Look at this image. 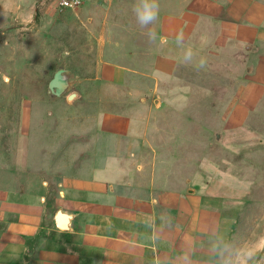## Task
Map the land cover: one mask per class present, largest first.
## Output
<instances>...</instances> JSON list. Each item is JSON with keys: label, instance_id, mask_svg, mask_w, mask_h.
Here are the masks:
<instances>
[{"label": "rangeland", "instance_id": "374dc122", "mask_svg": "<svg viewBox=\"0 0 264 264\" xmlns=\"http://www.w3.org/2000/svg\"><path fill=\"white\" fill-rule=\"evenodd\" d=\"M175 1L158 0L159 17ZM135 3L98 0L59 12L38 0H0V171L38 172L55 183L63 171L84 172L94 160L102 175L132 179L134 161L146 153L156 194L198 193L224 203V218L237 221L231 252L249 240L252 246L264 237V99L245 130L224 131L237 86L229 69L237 72L238 64L229 62L238 52L222 51L211 39L151 92L149 80L158 76L151 69L161 53L159 17L141 27ZM239 55L247 60L244 51ZM103 65L131 76L109 83L101 75ZM59 71L68 88L56 95L50 84ZM139 111L148 112L149 145L101 131L106 113ZM222 174L253 187L232 191L223 186ZM257 255L264 264V251Z\"/></svg>", "mask_w": 264, "mask_h": 264}, {"label": "crops", "instance_id": "0c3cea01", "mask_svg": "<svg viewBox=\"0 0 264 264\" xmlns=\"http://www.w3.org/2000/svg\"><path fill=\"white\" fill-rule=\"evenodd\" d=\"M170 8L159 17L161 53L151 69L158 76L149 80V90L159 91L162 77L175 76L188 48L198 52L211 39L222 51L238 52L229 62L238 64L237 72L229 69L237 86L223 128L245 130L264 99V0H176ZM101 75L117 84L131 76L113 65H103ZM147 115L106 113L101 131L149 145ZM150 162L146 153L137 157L132 179L104 176L94 160L84 172L63 171L55 183L38 172L0 171V264H224L251 247L249 240L231 252L237 221L224 218V203L198 193L156 194ZM223 176V186L232 191L253 187L239 176ZM58 211L71 216L68 230L58 226ZM257 254L249 264H262Z\"/></svg>", "mask_w": 264, "mask_h": 264}, {"label": "clouds", "instance_id": "9594fccd", "mask_svg": "<svg viewBox=\"0 0 264 264\" xmlns=\"http://www.w3.org/2000/svg\"><path fill=\"white\" fill-rule=\"evenodd\" d=\"M160 5L158 0H136L133 5V12L136 20L141 27H148L159 17ZM150 39H155V33L151 30L148 33ZM178 43H183L182 37L177 38ZM193 57L191 48L184 52V61L190 62ZM203 64V61H201ZM260 251H264V237L258 239L254 245L245 251L238 252L235 259H227L224 264H249L253 257Z\"/></svg>", "mask_w": 264, "mask_h": 264}, {"label": "water", "instance_id": "95a60500", "mask_svg": "<svg viewBox=\"0 0 264 264\" xmlns=\"http://www.w3.org/2000/svg\"><path fill=\"white\" fill-rule=\"evenodd\" d=\"M50 88L56 95H61L68 88V83L66 76L63 74V71H59L53 81L50 84ZM57 224L63 230L69 229V223L71 216L63 211H58L56 215Z\"/></svg>", "mask_w": 264, "mask_h": 264}, {"label": "built area", "instance_id": "2783aa9c", "mask_svg": "<svg viewBox=\"0 0 264 264\" xmlns=\"http://www.w3.org/2000/svg\"><path fill=\"white\" fill-rule=\"evenodd\" d=\"M43 4L49 5L56 11L64 12L68 10H77L84 7L87 3L98 0H38Z\"/></svg>", "mask_w": 264, "mask_h": 264}]
</instances>
